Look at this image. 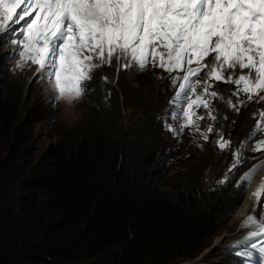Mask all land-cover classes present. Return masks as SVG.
Masks as SVG:
<instances>
[{
    "label": "trees",
    "instance_id": "16d2710c",
    "mask_svg": "<svg viewBox=\"0 0 264 264\" xmlns=\"http://www.w3.org/2000/svg\"><path fill=\"white\" fill-rule=\"evenodd\" d=\"M119 90L109 112L98 113L99 104L72 125L74 139H60L36 160L25 152V122L17 121L21 94L12 87L0 99V264L183 263L214 237L221 216L236 210L245 189L236 184L251 158L219 184L233 157L221 160L212 149L201 170L168 180L165 148L154 135L161 134V105L144 103L140 89ZM124 102L145 113L136 128L122 121ZM235 124L227 128L234 134ZM222 252L203 263L243 264Z\"/></svg>",
    "mask_w": 264,
    "mask_h": 264
},
{
    "label": "snow or ice",
    "instance_id": "6c2138e0",
    "mask_svg": "<svg viewBox=\"0 0 264 264\" xmlns=\"http://www.w3.org/2000/svg\"><path fill=\"white\" fill-rule=\"evenodd\" d=\"M0 36H10L13 51L19 50L18 69L37 66L34 75L51 86L52 99L69 104L85 95L95 70L111 66L113 59L118 71L144 72L150 65L162 69L176 91L170 109L158 119L174 137L192 127L208 140L196 123L203 117L190 111L209 108L211 99L219 95L208 91L212 86L208 81L203 82L204 92L196 93L201 84L198 76L206 67L211 68V80L236 86V103L243 105L241 93L249 100L259 96L264 101L260 95L264 93V0H0ZM208 59L214 62L209 65ZM237 68L238 77L226 75ZM174 72L177 75L172 76ZM102 79L109 82L106 76ZM227 103L236 107L231 99ZM208 115L217 119L211 112ZM169 116L182 117L183 123L174 127L167 122ZM207 132L220 137L216 144L221 150L230 147L231 142L212 125ZM261 132L264 110L249 137L232 152L233 162L217 183L231 179L230 173L245 163V151L264 152V140H254ZM261 166L264 161L248 169L236 187H247ZM251 196L252 214L240 223L249 231L230 250L243 264H264V215H255L264 201V177Z\"/></svg>",
    "mask_w": 264,
    "mask_h": 264
},
{
    "label": "rangeland",
    "instance_id": "374dc122",
    "mask_svg": "<svg viewBox=\"0 0 264 264\" xmlns=\"http://www.w3.org/2000/svg\"><path fill=\"white\" fill-rule=\"evenodd\" d=\"M8 45L13 46L10 44V40L8 42ZM2 54L3 53L0 46V56ZM15 55L19 56V50L15 52ZM207 63L211 65V60L208 59ZM31 67L36 68L37 66L33 65ZM207 68L208 67L204 68L202 70V73L206 71ZM210 69H208V72H210ZM23 71L25 72L24 69ZM246 71L247 70H245V72ZM208 74L206 77L202 78V83L197 87L199 89L200 87H202V89L204 90L205 85L203 82L208 81V83L212 85L208 89V91H214L219 94L216 98L211 99L209 108L205 109L201 107V110H199V113L201 112L203 119L199 120L197 124H199L201 131L207 133L208 140L205 141L200 135V132H197L195 128L192 127L186 128L179 137H170L169 135L165 136L164 134L157 136L154 132V135L156 136V142L159 141V143H157L159 147L165 145L167 148L168 145H177L174 143L181 142V145H179L177 149V161L175 164L170 166L166 172L167 179L170 181H173L179 176L187 178L193 173H196L195 171L201 170L202 166L208 163L209 154L214 148V143L217 138L216 132H212L215 134V139L213 138V135L210 134L211 132H207V129L210 125L218 130L223 129L221 130V134L225 135L226 138L232 143L230 144V147H238L240 145V142L242 140H245L246 134L249 132V130L245 129L246 127H243V125H245V119L248 116L247 113L249 114L250 123H253L256 119V117H253V114L256 113V116H258V111L260 112L261 110H264V101H261V104H259V100L257 101V104H255L256 101H252L251 103V100H249L247 96L242 93L239 96V100L243 101V105L236 103L237 97L232 95L233 89L235 90V88L232 86L233 84L224 83L222 81H213L209 78ZM240 74L241 73L238 68L235 70H228V72L226 73V75H232L234 77L235 75ZM138 76L140 78L143 77L140 75ZM160 77L163 78L161 79ZM160 77L158 78V76L154 75L153 73L150 74V79L143 82L141 88H139L135 81L131 82L132 80H135L137 78L136 75L122 74L117 78L116 83H111L110 87L116 88V91H120L119 86L123 88H130L136 92L138 89H140L144 94H147L151 93L152 85L156 86L159 84V80L163 82V80L168 79V76L165 72ZM10 80L13 81L12 86L9 85ZM126 81L131 83L126 85ZM166 83H169V81H167ZM12 87L17 88V91L21 94L17 121L18 125H21V123L25 122L24 126L27 133L25 152L29 157L32 156L34 160L43 156V154L50 150V148L55 146L60 139H74L75 135L71 131L72 125L87 117L89 104L96 99L94 94L90 93V95L88 96L85 93V95L80 100L74 101L71 104L60 99L46 102L42 98V94H40V92L37 90V85H35V83L29 85V78L27 75L26 77H13L9 75L7 69H4L2 64H0V99H2L6 94H11ZM161 89L162 87L158 88L152 93H157ZM220 97H223V100ZM257 98H259V96ZM204 99L207 100L209 99V97L205 96ZM228 99H231L233 101V103L236 105L235 108L228 105ZM146 100L152 101L153 98L150 95L149 98H146L144 100V103ZM109 101V98L103 99V102L106 106L109 105ZM236 108H239V111H237ZM131 109L132 111L128 110V106H125V102L122 104L120 108L123 118L122 121L124 124H131L132 128H136V126H138V123H136L137 118H144L145 113L143 110L142 112H139L141 110L138 111L136 108ZM104 111L109 112V110L104 109L99 111L98 113L103 114ZM126 111L131 112V115L127 114L123 117ZM241 111H243V113ZM209 112L216 115L217 119L215 121L209 118ZM235 117L241 118L236 124L234 123ZM169 118L172 120L174 127H178V120L172 119L170 116ZM113 120H115V117H111L107 121ZM231 124H235V128L237 129L236 134L241 135V137L236 138V134L230 132L227 129ZM165 138L167 139V141ZM218 153L219 152H217L216 154ZM251 153L255 154L254 152ZM245 194H242L240 201L243 200V195ZM263 204L264 201L259 206V209L255 212V215L257 217H261L262 215H264ZM253 207L254 204L252 205V209ZM229 211L230 209H228L227 212L221 216V221L219 223L217 231L214 234V237L210 240H206L203 246L204 249L196 258L193 259L194 261H185L178 264H199L206 260L216 262L217 260H219L218 257L220 255V251H224L222 252L223 255H229L225 250L230 249L231 244H233L236 240L241 239L249 231V229L243 230L240 228L241 221L235 218L236 214L234 215L236 211L233 210L232 213H229ZM250 214H252V212H250ZM219 237L223 239L220 244L217 245L215 243V239ZM10 262L11 264L21 263L19 259H11Z\"/></svg>",
    "mask_w": 264,
    "mask_h": 264
},
{
    "label": "clouds",
    "instance_id": "9594fccd",
    "mask_svg": "<svg viewBox=\"0 0 264 264\" xmlns=\"http://www.w3.org/2000/svg\"><path fill=\"white\" fill-rule=\"evenodd\" d=\"M11 39V37L9 36V40ZM10 47H15V46H8V47H2L1 46V50H2V55L0 56V64H2V66L4 67V69H7L8 71V74L13 76V77H26V75L28 76L29 78V85L32 84V83H35V85H37V90L40 92V94H42V98L44 99V101L46 102H51L53 101L52 99V88L51 86L46 82V81H42V80H39L36 78V76L34 75L35 72H36V68H25V72L23 70H19L17 67H16V64H17V61L19 60V58L17 57V59H11L10 57V53L7 51L8 48ZM10 59L9 61H7V59ZM120 73L122 72H119L116 74L117 77H119ZM112 77V78H111ZM110 79H113V76H111ZM26 79V78H25ZM105 86H109L108 83H105L104 84ZM91 86V85H90ZM111 90H115L114 89H111ZM91 94H94L95 96V100L92 101L90 104H89V108L87 110V112L89 113V115L97 110V105L101 103V101H103V99H106L108 96H106V92H101V91H96V90H92V89H88L86 91V94L89 96ZM101 94V95H99ZM66 101V100H64ZM64 104V102H63ZM130 108V107H128ZM86 112V113H87Z\"/></svg>",
    "mask_w": 264,
    "mask_h": 264
},
{
    "label": "bare ground",
    "instance_id": "6f19581e",
    "mask_svg": "<svg viewBox=\"0 0 264 264\" xmlns=\"http://www.w3.org/2000/svg\"><path fill=\"white\" fill-rule=\"evenodd\" d=\"M264 177V166H261L259 170L256 172L254 178L251 180V183L248 185L246 194L244 195V198L241 202V204L238 206L236 212L234 213L235 218L239 219L240 221L243 220V218L246 215H249L250 212H252V205H255V200L252 198L251 193L256 189L257 185L260 183L261 178ZM263 203V201H262ZM264 207V204H263ZM244 230V229H243ZM223 238L219 237L215 239V243L217 245L220 244ZM214 244V243H213Z\"/></svg>",
    "mask_w": 264,
    "mask_h": 264
}]
</instances>
